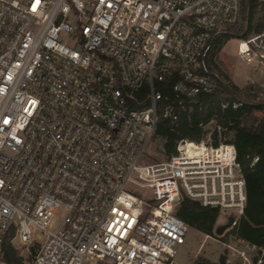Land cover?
Returning a JSON list of instances; mask_svg holds the SVG:
<instances>
[{"label":"built area","instance_id":"1","mask_svg":"<svg viewBox=\"0 0 264 264\" xmlns=\"http://www.w3.org/2000/svg\"><path fill=\"white\" fill-rule=\"evenodd\" d=\"M241 21L242 0H0V264L10 234L22 264H178L183 196L237 223L233 139L145 158L163 121L224 80L217 39ZM236 40L264 69V31ZM245 243L227 246L261 264Z\"/></svg>","mask_w":264,"mask_h":264},{"label":"trees","instance_id":"2","mask_svg":"<svg viewBox=\"0 0 264 264\" xmlns=\"http://www.w3.org/2000/svg\"><path fill=\"white\" fill-rule=\"evenodd\" d=\"M262 31L264 1L242 0L241 23L231 27L228 34L217 39L214 55L217 56L230 39L246 38ZM212 65L222 73L224 80L214 91L201 93L188 100L180 111L177 123L163 121L155 138H160L161 152L168 158L176 153L177 142L181 138L203 140L210 124L216 127L212 133V144H220L221 134L224 135L225 142L234 140L237 161L246 182L247 202L244 213L222 238L228 243L230 236L236 237L255 244L264 251V87L256 84L241 88L232 81L217 60L213 61ZM238 101L245 104L235 108L234 104ZM258 112L263 114L260 120L256 117ZM218 126L222 128L221 133L217 129ZM221 212L218 207L203 205L187 196L181 198L177 208V215L189 227L208 235H213ZM11 238L12 234L8 235L4 242L3 257L10 264H22V258ZM192 264L220 262L201 259ZM261 264H264V254Z\"/></svg>","mask_w":264,"mask_h":264},{"label":"rangeland","instance_id":"3","mask_svg":"<svg viewBox=\"0 0 264 264\" xmlns=\"http://www.w3.org/2000/svg\"><path fill=\"white\" fill-rule=\"evenodd\" d=\"M239 26V25H238ZM234 37L227 41L222 47L218 55L216 56L217 62L223 67V69L228 73L232 81L243 88L247 85H262L264 87V69L256 67L255 64H248L243 61L237 54V40ZM262 112H258L256 117L260 120L262 118ZM214 126L211 124L207 126L208 131H213ZM222 138L224 139V135ZM168 157L161 152V141L160 138H155L150 145L149 151L146 155V162H158L166 160ZM184 195V192H183ZM233 213L230 211L221 212L217 223L214 226L213 235L205 234L196 228L189 227L186 243L177 246L178 254L175 258L178 264H192L196 260L206 259L211 262H219L220 255L227 248V243L223 241V236H225L229 230L227 229L223 235L216 233L218 226L227 223V219ZM37 237L41 242H44V236L42 232H37ZM246 241L241 240L236 237L230 236L228 244L232 245L237 251L244 250L246 248ZM229 248L228 262L226 264H239L241 261V256ZM18 252L24 254V258L30 261V257L27 256L26 251L18 250ZM260 251H254L250 253L251 262L255 263L259 257H262ZM257 259V260H256Z\"/></svg>","mask_w":264,"mask_h":264},{"label":"water","instance_id":"4","mask_svg":"<svg viewBox=\"0 0 264 264\" xmlns=\"http://www.w3.org/2000/svg\"><path fill=\"white\" fill-rule=\"evenodd\" d=\"M234 221H235V218L233 216H229L227 219V223L217 227L216 233L219 235H223L227 229L232 227ZM228 253H229V248L227 247L224 249V252L219 257L220 264L227 263Z\"/></svg>","mask_w":264,"mask_h":264},{"label":"bare ground","instance_id":"5","mask_svg":"<svg viewBox=\"0 0 264 264\" xmlns=\"http://www.w3.org/2000/svg\"><path fill=\"white\" fill-rule=\"evenodd\" d=\"M214 128H216V127H214ZM214 128H213V130H214ZM217 129H218V131L221 133V131H222L221 126H218ZM212 133H213V131H208V132L205 134L203 140H205V141L208 140V141L212 144ZM224 142H225V141L223 140V138H222V136H221V137H220V144H221V143H224Z\"/></svg>","mask_w":264,"mask_h":264},{"label":"snow or ice","instance_id":"6","mask_svg":"<svg viewBox=\"0 0 264 264\" xmlns=\"http://www.w3.org/2000/svg\"><path fill=\"white\" fill-rule=\"evenodd\" d=\"M37 2H38V0H37ZM33 10H35V8H33Z\"/></svg>","mask_w":264,"mask_h":264},{"label":"crops","instance_id":"7","mask_svg":"<svg viewBox=\"0 0 264 264\" xmlns=\"http://www.w3.org/2000/svg\"><path fill=\"white\" fill-rule=\"evenodd\" d=\"M227 262H228V258H227Z\"/></svg>","mask_w":264,"mask_h":264}]
</instances>
